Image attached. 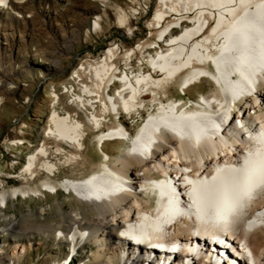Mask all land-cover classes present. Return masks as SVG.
<instances>
[{
	"label": "bare ground",
	"instance_id": "1",
	"mask_svg": "<svg viewBox=\"0 0 264 264\" xmlns=\"http://www.w3.org/2000/svg\"><path fill=\"white\" fill-rule=\"evenodd\" d=\"M27 1L0 0V20L14 16L18 22L32 21L35 13L24 8ZM134 2L136 16L141 14L138 6L142 2ZM157 6L151 24L162 28V40L158 46H141L148 60L145 64L150 63L153 71L124 72L113 59L123 50L117 43L99 59L82 63L75 69L72 86L65 84L70 101L86 111L88 124L98 130L93 140L102 154L98 165L90 172L77 173L89 161L84 153L86 123L71 111L58 109L61 96L54 90L48 134L74 151L58 146L57 154H68L58 163L43 143L30 154L21 175L27 182L29 178L35 181L40 168L46 178L37 186L10 189L0 179V205L6 207L20 196L53 194L61 218L55 232L63 233L72 244L73 259L88 242L96 244L97 250L84 264H148L157 256L149 244L164 242L166 234L180 240V246L192 242L190 253L196 254L199 240L192 232L218 234L226 229L233 232V244L240 254L245 256L247 249L254 264H264V0H157ZM172 14L176 15L174 22L164 26ZM129 15L119 7L117 20L122 27L130 26ZM102 20L98 11L91 17V27L101 28ZM0 26L4 28L1 22ZM14 32L13 28L0 32V51H4L0 59L13 58L15 52L5 53L1 39L5 35L13 39ZM132 50L124 51L126 65L134 59ZM49 60L52 68L60 67L57 58ZM15 73L0 68V86L14 84ZM175 81L183 94L205 81L215 88L201 92L198 99L185 100L170 96L169 87ZM141 108L148 111L147 117L135 134L121 118L111 119L107 129L101 127L112 114L126 112L133 119L143 116ZM113 142L119 144L116 151L109 150ZM216 165L222 167L214 169ZM66 166L72 169L70 175L58 179L56 171ZM158 176H170L177 193L167 181L156 180ZM60 190L66 191L71 211L66 210L65 199H58ZM4 218L6 226L25 233L33 227L29 220ZM174 219L177 222L172 224ZM83 220L87 221L81 226ZM127 223L132 225L123 232ZM135 239L143 245H136ZM206 246L207 242L201 243L202 250ZM21 248L24 253L27 246L18 242L14 255ZM230 252L219 250L213 261L238 264ZM205 254L176 258L211 264ZM239 261L249 264L245 258Z\"/></svg>",
	"mask_w": 264,
	"mask_h": 264
},
{
	"label": "rangeland",
	"instance_id": "2",
	"mask_svg": "<svg viewBox=\"0 0 264 264\" xmlns=\"http://www.w3.org/2000/svg\"><path fill=\"white\" fill-rule=\"evenodd\" d=\"M135 4L134 0H28L24 8L35 13L32 21L18 22L14 16H8L7 19H3L5 16L2 17L0 22L4 24V28L0 26L2 28L0 32L3 33L5 28L15 30L13 39L11 35L9 37L5 35L7 39L2 36L1 39L3 50L6 47L5 53L12 51L15 53L9 60L5 58L6 56L0 59V68L3 71L16 72L12 74L14 84L0 86L2 98L0 100V179L7 188L23 185L37 186L46 178V173L40 168L36 171L38 176L35 181L29 178L27 182L26 176L24 178L21 175L30 154L43 143L50 148L51 159L58 163L64 162L68 155L57 154L55 151L58 146L74 151V148L48 134L49 117L56 97L54 90L61 96L58 109L69 110L86 123L88 135L84 153L89 161L87 166H79L76 169L77 173L90 172L92 167L98 165L102 154L93 142L98 130L88 124L86 111L70 101V96L65 92L64 87L65 84L68 87L72 86L71 80H74L77 67L84 62L99 59L109 47L117 43L123 48V52L116 61L124 72L140 74L144 71L146 73L153 71L150 63L145 64L148 60L142 54L141 46L153 47L157 45L159 39L162 40L159 34L162 28H159V25L152 27L151 24L158 10L157 0H150L148 13L136 16L137 11L132 10ZM119 7L131 15V29L129 25L122 27L118 22ZM47 9L51 12H46ZM98 11L103 18L102 27L94 30L91 27V17ZM175 16V14L169 15L164 26L174 22ZM132 49L136 54L133 56L132 63L126 65L124 51H133ZM2 52L4 54L2 50L0 54ZM52 57L58 59L60 67L52 68L49 64V59ZM185 74L183 73L180 77H184ZM177 82L170 85L169 94L174 98L185 100L198 99L201 92H209L215 88L214 84L205 81L200 84V87L183 94ZM116 85L115 90H118L119 84ZM102 107L103 105L101 108L99 106L101 113ZM87 112L90 113L88 110ZM142 114V118L147 117L144 110ZM111 119L115 120L111 116L104 129L112 124ZM121 120L132 128V134H135L142 124L140 118L136 121L125 116ZM110 145V151H116L119 146L114 142ZM71 171V167L66 166L57 170L56 174L61 180L70 175ZM27 177L31 176L27 175ZM48 193L20 196L14 202H9L6 207L4 203L0 205V264H57L58 261L64 263L71 245L66 238L58 239L60 235L55 234L58 220L61 218L58 208L54 205L56 197ZM66 194V191L60 190L58 199L61 201L65 199L66 210L71 211L72 203ZM11 216L29 220L33 227L26 233L13 229L14 227L9 228L6 226L4 217ZM86 221H81L80 225L82 226ZM40 225L45 229L36 227ZM18 242L25 244L27 249L24 253H21L23 248L20 251L18 249L14 255V247ZM95 250H97L96 244L93 241L88 242L81 248L80 255L74 258L71 264L88 262L90 259L88 255Z\"/></svg>",
	"mask_w": 264,
	"mask_h": 264
},
{
	"label": "built area",
	"instance_id": "3",
	"mask_svg": "<svg viewBox=\"0 0 264 264\" xmlns=\"http://www.w3.org/2000/svg\"><path fill=\"white\" fill-rule=\"evenodd\" d=\"M140 1L142 2L143 7H141L142 5H139V6H138V12H140V13H148L149 10H150V0H149V3H145V0H140ZM122 52H123V51L119 49L118 54H117L115 57H113L114 62H115L116 64H117V61H116V60H117L118 56H119ZM124 55H125V53H124ZM71 90H74V87H71ZM76 91H79V90L77 89ZM109 119H110V118H109Z\"/></svg>",
	"mask_w": 264,
	"mask_h": 264
}]
</instances>
